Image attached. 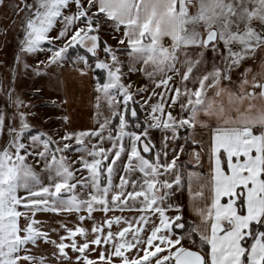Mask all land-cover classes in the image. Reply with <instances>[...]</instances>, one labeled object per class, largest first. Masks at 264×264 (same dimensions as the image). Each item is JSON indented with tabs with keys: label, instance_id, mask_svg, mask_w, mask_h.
<instances>
[{
	"label": "snow or ice",
	"instance_id": "1",
	"mask_svg": "<svg viewBox=\"0 0 264 264\" xmlns=\"http://www.w3.org/2000/svg\"><path fill=\"white\" fill-rule=\"evenodd\" d=\"M0 11L16 43L0 60V264H264V0ZM29 69L55 78V131L17 91ZM66 71L92 84L88 127L67 114Z\"/></svg>",
	"mask_w": 264,
	"mask_h": 264
},
{
	"label": "rangeland",
	"instance_id": "2",
	"mask_svg": "<svg viewBox=\"0 0 264 264\" xmlns=\"http://www.w3.org/2000/svg\"><path fill=\"white\" fill-rule=\"evenodd\" d=\"M10 19V14L6 16L4 12L0 11V31L6 30L8 39V43L5 44L4 36L0 35V60L6 61L8 64L12 63L16 49L14 29L10 23ZM40 58L42 59L43 57ZM29 63L33 65L37 63L36 58H29ZM6 75L7 70L0 72V78ZM54 80L55 78L49 75H35L32 69H29L28 73L26 74L21 71V74L18 76L17 91L25 101H30V103L35 106L33 111L36 113V116L31 117L30 119H32L33 122L38 126H41L49 131H52L53 127L57 128V125H59L60 122L56 121L53 123L52 120L48 122V118H55L61 114L60 109H54L50 104H47L49 100L57 99V88L55 86ZM4 83L7 84L8 80L5 79ZM82 86V91H84L86 86ZM36 89H40L41 91L36 93ZM33 94L38 95L41 97V99H31ZM2 102V98H0V104H2ZM81 108L83 113H85L86 107L83 105V103H81ZM45 121H47V123H45Z\"/></svg>",
	"mask_w": 264,
	"mask_h": 264
},
{
	"label": "crops",
	"instance_id": "3",
	"mask_svg": "<svg viewBox=\"0 0 264 264\" xmlns=\"http://www.w3.org/2000/svg\"><path fill=\"white\" fill-rule=\"evenodd\" d=\"M62 79L69 81V86L72 92V95L70 96V103L66 107H67V114L70 115L72 119L73 127L80 129L90 126L92 124L91 117L93 115V110L91 107L92 96H93L91 82L87 79L83 81L77 79L75 77V74L71 73L70 71H66ZM82 85L86 86L84 91H82L83 90ZM81 103H83V105L86 107L85 113H83L82 111ZM47 121L49 122L51 121V119L48 118ZM60 127L61 124L59 123V125H57V128L54 127L52 128V131H55ZM178 196H179V202L182 203L185 207V218L193 224L196 223L197 217L195 216L193 209L190 205L187 189L185 188L182 194L178 193Z\"/></svg>",
	"mask_w": 264,
	"mask_h": 264
},
{
	"label": "trees",
	"instance_id": "4",
	"mask_svg": "<svg viewBox=\"0 0 264 264\" xmlns=\"http://www.w3.org/2000/svg\"><path fill=\"white\" fill-rule=\"evenodd\" d=\"M187 220V219H186Z\"/></svg>",
	"mask_w": 264,
	"mask_h": 264
}]
</instances>
